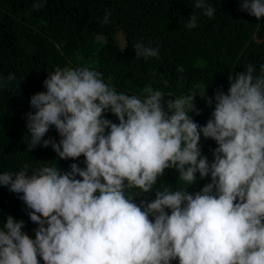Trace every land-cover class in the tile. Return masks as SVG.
Segmentation results:
<instances>
[{
	"label": "clouds",
	"instance_id": "obj_1",
	"mask_svg": "<svg viewBox=\"0 0 264 264\" xmlns=\"http://www.w3.org/2000/svg\"><path fill=\"white\" fill-rule=\"evenodd\" d=\"M45 2L36 0L33 8ZM240 6L261 23L264 0H240ZM194 7L210 18L216 11L206 0ZM185 26L197 27L195 14ZM133 47L137 57L158 56V47ZM260 71L255 76L248 64L228 78L227 93L202 90L204 100L194 104L193 95L165 100L151 86L143 98L118 92L98 71L57 66L43 81L46 90L30 98L27 147L51 145L61 160L83 156L84 167L25 164L0 173V186L20 194L37 226L32 239L23 220L7 216L0 264H264V66ZM50 126L58 142L44 139ZM201 136L217 145L211 162ZM173 168L187 186L197 173L210 182L195 193L153 192ZM148 193L155 199L137 202Z\"/></svg>",
	"mask_w": 264,
	"mask_h": 264
},
{
	"label": "trees",
	"instance_id": "obj_2",
	"mask_svg": "<svg viewBox=\"0 0 264 264\" xmlns=\"http://www.w3.org/2000/svg\"><path fill=\"white\" fill-rule=\"evenodd\" d=\"M34 2L0 0V173L19 171L25 164L30 170L55 163L62 171H69L71 163L84 167L83 156L61 160L51 145L31 151L27 147L26 114L35 111L30 98L46 90L43 81L57 66L88 67L102 73L118 92L141 98L146 95L145 86H151L161 90L165 100L192 94L201 97V88L212 93L220 87L227 93L228 78L245 71L248 64L254 66L255 76L262 75L264 17L259 23L260 19L242 11L240 0H206L216 9L211 18L194 7L195 0H46L38 10ZM109 12L105 24L102 21ZM193 14L197 27L189 29L185 25ZM136 43L158 47V56L137 57ZM9 74L15 80L9 81ZM190 115L203 125L202 118ZM104 116L118 122L110 112ZM48 138L59 141L54 126L44 137ZM216 147L212 139L201 136L200 148L209 162ZM196 177L187 186L176 169H166L153 192L186 188L195 193L210 182V177L202 179L199 173ZM19 195L0 186V227L11 215L23 220L22 230L35 239L37 226ZM141 198L152 201L155 194H143L137 202Z\"/></svg>",
	"mask_w": 264,
	"mask_h": 264
},
{
	"label": "rangeland",
	"instance_id": "obj_3",
	"mask_svg": "<svg viewBox=\"0 0 264 264\" xmlns=\"http://www.w3.org/2000/svg\"><path fill=\"white\" fill-rule=\"evenodd\" d=\"M120 36V35H119ZM119 42L122 43V38L119 37ZM123 44V43H122ZM122 47V46H120ZM204 90L203 88L200 89V91ZM194 96V94H192ZM204 100V97H200V96H195V100H194V104H200L202 101ZM209 108H211V106H209Z\"/></svg>",
	"mask_w": 264,
	"mask_h": 264
}]
</instances>
